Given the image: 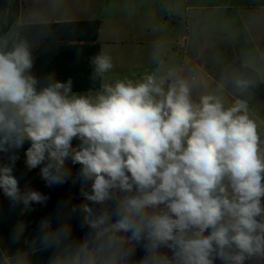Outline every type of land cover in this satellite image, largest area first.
Segmentation results:
<instances>
[{
	"label": "clouds",
	"instance_id": "clouds-1",
	"mask_svg": "<svg viewBox=\"0 0 264 264\" xmlns=\"http://www.w3.org/2000/svg\"><path fill=\"white\" fill-rule=\"evenodd\" d=\"M159 63L140 79L110 81L113 58L102 50L90 58L100 88L74 92L71 78L34 74L19 32L0 35V190L13 209L47 205L14 174L27 144L28 171L38 168L49 188L79 184L82 198L58 205L56 223L39 221L31 252L51 249L47 264H264V122L246 99L226 105L219 90L194 98L203 76ZM253 84L234 81L241 93ZM75 214L88 229L81 236ZM29 254L0 260L30 264Z\"/></svg>",
	"mask_w": 264,
	"mask_h": 264
},
{
	"label": "crops",
	"instance_id": "crops-1",
	"mask_svg": "<svg viewBox=\"0 0 264 264\" xmlns=\"http://www.w3.org/2000/svg\"><path fill=\"white\" fill-rule=\"evenodd\" d=\"M9 5L10 0H0V35ZM91 20L101 21L100 48L113 58L110 81L140 79V73L155 71L160 61L168 63V56L186 76L203 73L201 87L219 90L226 105L246 99L264 122L260 96L250 88L241 93L234 85L240 77L238 63L257 72L264 84V0H20L17 15L19 25ZM225 62L232 66L229 70L221 68ZM23 151L15 176L20 184L42 183L38 168L26 169Z\"/></svg>",
	"mask_w": 264,
	"mask_h": 264
},
{
	"label": "trees",
	"instance_id": "trees-1",
	"mask_svg": "<svg viewBox=\"0 0 264 264\" xmlns=\"http://www.w3.org/2000/svg\"><path fill=\"white\" fill-rule=\"evenodd\" d=\"M19 10L20 0H10L4 34L10 30L16 31L28 39L32 45L35 59L33 72L36 76L43 78L49 74H55L56 78L61 81L71 78L74 92L84 93L100 88L102 80L100 78H97L96 81L91 79L92 66L90 64V58L101 52L99 44L100 20L19 25L17 21ZM238 69L240 77L247 76L254 79V84L250 89L264 101V84L257 72L244 67L241 63H238ZM27 147L28 145L25 144L22 150ZM79 167V165L73 166V177ZM38 183L20 184V187L21 189L38 190L49 196L50 199L46 206L33 204L28 210H22V205H18L15 209L11 208L9 200L0 190V253L12 256L17 252H28L30 253L28 256L30 264H47L52 256L51 249L31 252V242L39 233V221L51 218L53 223H56L58 205L69 199L72 204H79L82 202V198L55 191L47 187L44 180L42 183ZM21 223L26 225L24 233L18 241L13 242L12 233ZM71 223L74 226V235L81 236L88 231L86 227L81 229L79 214L72 216ZM0 264H2V260H0Z\"/></svg>",
	"mask_w": 264,
	"mask_h": 264
},
{
	"label": "rangeland",
	"instance_id": "rangeland-1",
	"mask_svg": "<svg viewBox=\"0 0 264 264\" xmlns=\"http://www.w3.org/2000/svg\"><path fill=\"white\" fill-rule=\"evenodd\" d=\"M74 1H78V2H81V3H83L84 1H86V0H74ZM185 27V24H183V28ZM176 48L178 47L177 45L175 46ZM171 54H172V48H169L168 49V55L169 56H171ZM166 60H167V62L168 63H165V64H163V67L165 68V69H167V68H170V67H178V68H180V65L179 64H177V63H175V64H171V57L169 58L168 56H166ZM225 61H229V58H225ZM201 67H203L204 69H205V66H202V65H200ZM190 67H192V65L190 66ZM219 67H221V66H219ZM230 67H232L228 62H225V65L224 66H222L221 68L223 69V70H229L230 69ZM156 70V69H155ZM195 70V69H194ZM145 73H147V72H145ZM145 73H140V75L141 76H143ZM194 74L195 75H200V76H203L204 74L203 73H199V72H197V70L194 72ZM107 75V74H106ZM137 74H132V76H136ZM182 75H185L186 76V73H185V70L183 71V73H182ZM108 77V76H107ZM204 77V76H203ZM205 77H207V75H205ZM205 91H216V90H206V89H203L202 87H201V83H198L197 84V87L194 89V92H193V96H194V98H198L199 97V95H201V94H203Z\"/></svg>",
	"mask_w": 264,
	"mask_h": 264
},
{
	"label": "water",
	"instance_id": "water-1",
	"mask_svg": "<svg viewBox=\"0 0 264 264\" xmlns=\"http://www.w3.org/2000/svg\"><path fill=\"white\" fill-rule=\"evenodd\" d=\"M52 189L58 192L69 194L71 196L80 197L78 184H72L71 182H68L63 185L52 187Z\"/></svg>",
	"mask_w": 264,
	"mask_h": 264
}]
</instances>
